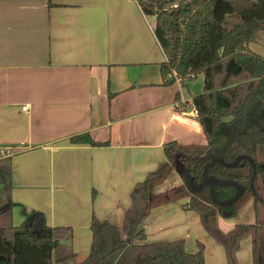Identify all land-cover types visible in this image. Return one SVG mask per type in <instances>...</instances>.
Segmentation results:
<instances>
[{"label": "crops", "instance_id": "obj_1", "mask_svg": "<svg viewBox=\"0 0 264 264\" xmlns=\"http://www.w3.org/2000/svg\"><path fill=\"white\" fill-rule=\"evenodd\" d=\"M149 19L136 0H0V148L11 149L13 223L40 211L49 226L70 227L79 260L92 217L122 226L134 186L166 163L165 143H205L190 82L163 85ZM250 48L264 56V30ZM86 131L108 143L70 141ZM181 181L173 169L153 192ZM243 223H255L252 199L215 220L222 233ZM137 229L145 239L134 244L181 238L189 253L203 245L204 264H227L188 198L150 208ZM237 261L253 264L251 237Z\"/></svg>", "mask_w": 264, "mask_h": 264}, {"label": "trees", "instance_id": "obj_2", "mask_svg": "<svg viewBox=\"0 0 264 264\" xmlns=\"http://www.w3.org/2000/svg\"><path fill=\"white\" fill-rule=\"evenodd\" d=\"M136 1L154 17V35L166 59L160 64L163 85L176 77L182 87L203 79L189 104L198 110L205 143H165L166 163L134 186L122 226L92 217L90 252L81 260L71 245V228L49 226L40 211L14 225L10 156H2L0 264H204L199 242L193 253L181 238L132 243L145 239L137 227L150 208L181 198L189 199L203 229L223 246L227 264H239L237 251L246 237H251L252 263L264 264V56L250 48L264 30V0ZM70 141L108 143L88 131ZM173 169L181 183L154 193ZM249 199L255 223L237 224L227 233L217 229V215L234 217Z\"/></svg>", "mask_w": 264, "mask_h": 264}, {"label": "rangeland", "instance_id": "obj_3", "mask_svg": "<svg viewBox=\"0 0 264 264\" xmlns=\"http://www.w3.org/2000/svg\"><path fill=\"white\" fill-rule=\"evenodd\" d=\"M149 20H150V22H153L154 21V17L153 16L150 17ZM188 89H189L190 92L199 93L200 90L202 89V78L198 77V78L190 81Z\"/></svg>", "mask_w": 264, "mask_h": 264}, {"label": "built area", "instance_id": "obj_4", "mask_svg": "<svg viewBox=\"0 0 264 264\" xmlns=\"http://www.w3.org/2000/svg\"><path fill=\"white\" fill-rule=\"evenodd\" d=\"M172 74H173V76H175V72H173ZM176 82L180 83V79L178 77H176ZM22 109H26V107H22ZM190 110H191L190 113L192 115H196L197 116L198 110L194 106H191ZM10 151H11V149H9V147H1L0 148V158L2 156H9Z\"/></svg>", "mask_w": 264, "mask_h": 264}]
</instances>
